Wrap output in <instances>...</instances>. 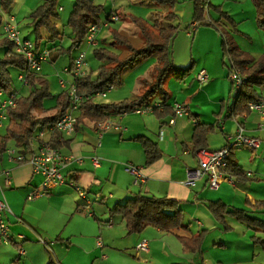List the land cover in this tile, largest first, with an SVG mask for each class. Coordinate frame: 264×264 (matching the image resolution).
<instances>
[{
	"label": "crops",
	"instance_id": "1",
	"mask_svg": "<svg viewBox=\"0 0 264 264\" xmlns=\"http://www.w3.org/2000/svg\"><path fill=\"white\" fill-rule=\"evenodd\" d=\"M208 2L212 4L214 0H208ZM216 4H220V2L213 4L220 6ZM193 10V5L187 8L186 13L182 9L181 13L185 22L189 20L186 19V16L192 17ZM110 11L114 12L112 8H109L106 10V14H109ZM192 26L193 31L190 35L197 31L196 23H193ZM99 40H101L100 37ZM100 46L102 45L99 42ZM114 51L116 52V50ZM210 52L208 51L202 58L201 64L195 68L190 79L192 83L196 81L199 86L194 87L192 83L187 84L186 82L179 84L173 80L174 78H167L166 87L171 95L169 104L171 106L176 103L185 104L189 106L195 123L196 121L209 123L205 117L206 108L209 106V102L220 100L215 105L212 104L211 108L214 115L220 113L222 109L220 117L217 119L220 126L218 131L221 134L215 132L208 136V147L211 150L225 147L228 138L234 136L239 128L245 130L246 136L261 137L263 142L257 150L239 148L253 152L250 156L253 170H245L240 163L242 158L234 151L236 161L245 171L244 179L238 182L235 180L224 182L217 190L207 187L206 178L197 181L194 187L185 185L187 173L198 167L191 145L195 125L193 120L188 117L177 118L174 125H170L168 122L162 125L163 121H159L151 113L146 115L113 114L109 122L122 126L125 130L120 131L112 128L105 132L101 138H99L94 124L85 121L71 137L74 139L71 145L61 148L60 151L64 156L71 158L64 171L67 180L75 182L77 187L84 190L87 196L86 200L81 198L75 187L68 183L52 188L48 192L49 195L45 197L28 201L27 198L30 194L41 189L43 177L34 174L30 165H15L6 158L0 160V171H9L10 179V183L7 184L6 176L0 175V198L7 202L14 212V216L9 218V224L11 235L15 239L14 243L0 245V256L9 255L13 259L19 257L18 264H47L51 256L59 264H83V258L93 257L103 260L106 258L104 252L110 253L112 250L118 249L130 252L133 250L135 254L133 258L136 259L134 262L137 264H186L180 261L184 258L188 259L189 263H196L197 256L184 252L181 244L172 234L148 228L141 234L128 235L122 220L104 219L115 203L124 202L136 194L186 201L183 206L184 212L188 207L192 209L196 206L206 208L203 204L206 201H222L228 206L245 210L264 220V208H257L254 205L256 202L264 201V136L259 131L260 115L253 112L249 116H234L231 88L225 92H220L217 89L209 91V94L202 92L201 87L212 83L215 85V82L218 81L217 78L225 77L222 67L224 65L223 58H220L219 54L211 58ZM153 63L155 60L150 59L148 64L142 66L141 63L138 66L140 72L134 74V78L138 76L136 81L132 80L128 84L130 87L129 97H117V100L111 102L119 103L126 99L135 100L138 94L137 80L146 76ZM196 64L197 62H195V66ZM203 69L208 73V80L200 84L196 76ZM132 71L125 70L122 73V87L126 86L123 80L135 73ZM142 87L140 86V88ZM259 92L261 100L264 102V88ZM194 102L203 103L204 109L195 112L192 109ZM152 105L160 106L161 100L154 99ZM218 106L221 107L217 111ZM56 114V111H50L44 113V118L53 117ZM138 136H145L158 143L164 152V157L154 165L147 167L145 151L140 142L135 140ZM93 158L99 159L100 167L93 166ZM79 161L83 163L81 164ZM129 165L140 169L142 181L137 182L136 177L126 171V167ZM97 205L104 206L100 208ZM88 206L90 212L86 210ZM196 212L198 213L195 215L198 218L196 223L199 229L191 230L192 233L203 230L211 231L208 236L209 248L206 251L203 250L201 264H227L226 259H233L231 264H264V254L260 249L259 251L254 250L253 255L248 252H229V248H226L229 241L228 235L238 236L235 232L236 229L232 227L231 234H223L217 228L215 220L208 221V217H201L200 210H196ZM65 219L68 220L67 223H64ZM63 224L65 225L63 226ZM104 224L108 225V231L105 230ZM246 235V232L242 233L238 239L241 241V236L245 238ZM144 239L148 240L149 253H137L136 246ZM245 242V249H248L250 245L247 238H245ZM9 245L14 246L17 250H23L25 254L19 256L18 253L16 256L18 251L6 249L9 248ZM108 246L111 247L108 248ZM217 247L224 249L220 250ZM4 249L5 251H3ZM70 258H75V262Z\"/></svg>",
	"mask_w": 264,
	"mask_h": 264
},
{
	"label": "trees",
	"instance_id": "2",
	"mask_svg": "<svg viewBox=\"0 0 264 264\" xmlns=\"http://www.w3.org/2000/svg\"><path fill=\"white\" fill-rule=\"evenodd\" d=\"M149 1L158 6L166 7L167 9L164 12L158 11L151 15V24L145 23L141 19L131 18L132 22L138 28V35L142 38V45L138 48L135 47L130 38L114 30L112 32V41L107 44L108 47L100 46L93 51L94 57L101 62L97 75L94 77L92 74H87L83 70V74L76 76L73 83L76 86L79 96L92 95L96 92H106L111 88L121 86L122 73L125 70L134 69L147 59L156 56V61L148 69L146 76L140 77L137 80L138 94L136 99H126L119 103H95L93 100L84 101L80 104L79 111L76 113L75 132L85 121H89L96 126L98 123L109 121L113 114L136 113V109L146 106L152 108L151 114L159 121H163L162 125L167 122L169 123L171 118H175L174 105L171 106L169 104L171 95L166 87V80L168 77H172L177 81H184L194 69V63L192 62L186 68L177 67L171 59V47L181 30L180 24L175 23L178 19L175 12L178 0ZM252 1L257 11V22L264 29V0ZM191 2L194 8L192 22L196 23V29L198 27H212L218 33H221V49L224 66H227L225 62L226 58H228L230 63L228 65V77L230 78L231 73L234 71H239L241 75L246 76L241 87L238 91H235L232 104L233 115L236 117L251 115L252 111L249 109V104L263 102L259 90L264 88V55L260 59H255L243 52L235 44L234 39L225 31L222 21H229L228 23H230L233 30L237 28V24L230 18L227 12L222 10L221 6H214L207 0H191ZM13 3L14 0H0L3 10L10 9ZM58 3L59 0H45L28 16L31 20L30 25L33 27V33L36 36V42L34 43L50 51L49 61L51 62H55L61 54L65 52L70 53L75 48L81 47L86 42L89 26L97 25L102 28V25L110 21L113 14L118 16V21L122 17L118 11L113 13L110 11L109 14H106L104 5L96 4L95 0H75L67 22V25L72 31L71 46L68 49L58 48V46L49 48V44L62 41L57 25V20L59 19L57 10ZM212 8L220 15L219 19L209 23L205 20L206 10H211ZM103 13H105L106 17L103 24H101V16ZM1 19L0 17V24ZM118 21H110L108 28ZM5 23L2 25L3 33ZM0 50L4 51L3 57L0 58V92H4L7 95L11 92L20 95L18 91H14L11 69H18L20 73L29 72L27 61L22 55L16 52L14 44L6 36L0 40ZM77 58L71 61L70 66L67 68L69 72H73L74 74L75 60ZM40 73L29 72L27 74L28 84H22V86H28L30 90L29 94L19 97L16 107L7 111L9 123L5 126L6 134L0 135V160L3 158L8 160L5 152L9 148L8 146L11 141H14L15 145L27 152L30 142L37 138L38 133L42 131L47 134L45 140L48 144L59 151L63 147L70 146L74 140L71 137H73L75 132L71 136H64L56 131L48 132L49 128L59 118L70 111V97L69 92L62 88L64 91L56 96L55 107L50 110L46 109L44 101L52 98L53 94L51 93L48 80ZM231 83L235 90L232 81ZM140 86L143 87L140 88ZM156 98L161 100L160 106L152 105ZM50 111H56L57 114L53 117L43 119H34L32 116L33 112L41 115ZM220 113L216 114L218 118L220 117ZM219 128L218 121L211 124L196 121L191 140L193 153L201 149H209L208 136L220 130ZM135 140L140 142L145 151L147 167L154 165L164 157V152L158 143L153 142L145 136H138ZM236 149L232 148L230 150L226 172L233 177V181L238 182L244 179L246 174L235 159L234 150ZM0 175L4 174L0 171ZM68 183L72 186L74 185L73 187L76 189L75 182L67 180L66 184ZM185 203L186 201L169 197L136 194L124 202L115 203L109 209L108 216L110 221L112 219L122 220L128 235L141 234L148 228L159 229L163 233L175 236L184 252L202 255L206 239L211 234V231L203 230L198 233H192L190 224H186L184 221L183 206ZM203 204L220 227L218 229L223 233L232 231V227L227 221L229 217L252 229L254 231V235L252 236L254 246L264 252V239L262 237L264 235V220L253 216L245 210L228 206L222 201H206ZM254 205L257 208H264V201L256 202ZM140 253H149V251ZM19 256H22L20 255V250ZM18 258L11 264H18ZM47 264L59 263L51 256Z\"/></svg>",
	"mask_w": 264,
	"mask_h": 264
},
{
	"label": "rangeland",
	"instance_id": "3",
	"mask_svg": "<svg viewBox=\"0 0 264 264\" xmlns=\"http://www.w3.org/2000/svg\"><path fill=\"white\" fill-rule=\"evenodd\" d=\"M44 1L45 0H14L13 5L8 10H3L0 4V17L2 18L1 24H0V40L5 38V35L3 33L2 22L4 24L5 21H7L8 19H10V17H12L15 19V22L21 31V37L28 38L32 40L33 42H36L35 41L36 36L33 33V27H31L30 25L31 20L28 18V16L32 12H34V10L38 6H40ZM219 2L220 4H216V5H220L222 10L227 12L230 18L233 19L237 24V28L233 30L230 23H228L229 21L227 22L226 20H223L222 23L225 27V31L228 32L229 36L234 39L235 44L243 52H245L246 54H248L249 56L255 59H260L264 55V29H262L257 22V11H256L253 1L252 0H247V1L214 0L212 4L219 3ZM95 3L104 5L105 10L112 8L114 12L118 11L120 13V16L122 15V17H120V21H118L114 25H111V28L103 27L102 25V29L100 33L98 34V40L100 37L101 40H99V42L104 47H108L107 44H109L110 41H112L111 39L113 38L112 32L116 30V32L122 33L126 35L128 38H130L132 44L138 48L139 46L142 45L141 43L142 38L138 35V28L132 22L131 18L141 19L143 22L145 23L147 22L151 24L152 23L151 15L155 14L158 11L164 12L167 9L166 7L153 4L149 0H111V1L95 0ZM74 4H75V0H59V3L57 5V10L59 13V19L57 20V25H58V31L61 34L62 41H58L54 44H49L50 46L49 48H54L55 46H58V48L62 47V48L68 49L71 46L72 31L67 25V22L72 12ZM191 5H192L191 0H178V4L175 7V12L178 16V19L176 20L175 23L180 24L181 30L178 33L171 47V59L174 62V65L177 67L186 68V67H189L192 62L194 63V69L185 78L184 81H177L173 79L175 82L179 84H182L184 82H186L187 84L192 83L190 79L192 78L193 71L195 70V68H197L198 65L201 64L202 58L205 57V54L208 51L209 52L211 51L214 53L212 54L210 52L209 56L211 58L214 55H218V54H219V57L222 58L221 33H218L212 27H198L197 31L194 34L190 35V33L193 31L192 21H193L194 10H193V14L191 18H188L189 16H186V19H189L186 22L183 20L181 11L183 9L184 13H186L187 8H189V6ZM219 15L220 14L216 12L213 8L211 10L210 9L206 10L205 20L206 22L210 23L213 20L219 19ZM101 17H102L101 24H103L105 17H106L105 13H103ZM43 34H45V32H43ZM94 49L95 48L89 46L86 42H84L81 47L75 48L70 53L65 52L64 54H61L55 62L48 61L44 63L42 72L40 74L48 80L50 84L51 93L53 94L52 98L44 101V106L46 109L48 110L53 109L56 105V96L61 94L64 91L60 85L61 80H64L68 84V86L74 83L75 77H76L75 74L73 72H68L66 69L70 66L71 61H73L76 57H78L80 53L82 52L86 53V60H85L86 65L83 70H85L86 72H89V74H92L94 77L97 75V71L101 65V62L98 61L94 57L93 55ZM3 55H4V51L0 50V58H2ZM151 59H154L156 61V56H154ZM149 60L150 58L142 62L143 64L142 66L148 64ZM195 62H197L196 66H195ZM225 62L227 63V66H224V65L222 66L225 77L217 78L218 81L215 82V85L214 83H212L211 85L206 84L204 87H201V90L202 92H206L209 94V91H213L216 89L219 90L220 92H225V90L229 91V89L231 88V94L234 99L235 90L233 89V85L231 84V79L228 77L229 75L228 65L230 64L228 58L225 59ZM138 68L139 67L137 66L134 69H131L133 70L132 72H135V73H132L128 78L123 80V83H125L126 86H123V87L117 86V87H114V89L112 88V90L107 94L106 98H102L101 96L96 97L95 103H112L111 101L117 100V97H124V98L129 97L128 95L130 93V87L128 86V84L131 83L132 80L136 81L138 76L134 78L135 77L134 74H137L140 72ZM11 75L13 77V82H14L13 83L14 91H18L20 93L19 97L23 95L27 96L30 90L28 89V86L23 87L22 83L18 81V76L20 75L19 70L15 68L11 69ZM166 84H167V80H166ZM192 84L194 87L199 86V84L196 83V81ZM5 98H7V94H4V97L2 98V100H4ZM216 102H209V106L206 108L207 114L205 115V117L206 119H208L210 124L216 122L218 119L216 114L215 115L212 114V110H211V108L213 107L212 104L215 105ZM192 105H193L192 109L195 112H199V111H202V109H204L203 103L197 104L196 102H194ZM220 107L221 106H218L216 108L217 111L219 110ZM254 113L258 115L257 112H254ZM32 116L34 117V119L44 118V114L39 115L38 113H35V112L32 113ZM190 119L193 120V117H190ZM8 123H9L8 121L5 122V126H7ZM193 123L195 125L194 120H193ZM260 123H261V119H260ZM260 123H259V126H260ZM259 131L264 136L263 132L260 130V127H259ZM5 134H6V127L0 130V135H5ZM217 134H221L220 131H217ZM254 138L262 139L261 137H254ZM8 147L14 148L15 142L11 141ZM252 150H255V149H252ZM234 151L235 153H238L237 155H239L242 158V162L240 163L244 166L245 170L247 171L253 170L251 167L252 159L250 158L253 152L248 151L247 149H237ZM97 206H99L100 208L101 207L103 208L104 205H101V206L97 205ZM190 209L191 211H188ZM86 210L87 212L91 211L89 206L86 207ZM196 210H200L201 213L199 214L201 215V217L202 216L208 217L207 219L208 221L210 220L211 222H213L214 220L213 217H211V214L209 213V211L205 207L196 206L194 209L188 207V209L184 212V221L186 224H190V229L193 231L199 229L196 223V219L198 218L195 217L197 213ZM108 218H109L108 216L104 217V219L106 220H108ZM116 220L119 221L120 219H116ZM66 221L68 220L65 219L64 223H67ZM227 221L231 227L236 229L235 232H237L236 234H238V236L228 235L229 241L227 243L226 248H229V252L235 253V251H238V252L240 251L243 253L248 252V254L253 255L254 250L259 251L260 248L254 246V243H253L252 236L254 235V231L252 229L248 228V226L246 225H243L237 222L235 219L231 217H229ZM64 225L65 224H63V226ZM104 226L106 227L105 230L108 231L107 229L108 225L104 224ZM217 228H220V227L217 225ZM232 232L233 231H230L229 234H231ZM245 232L247 234L245 238H247L248 244L250 245L248 249H245L246 248L245 238L241 236L240 238L241 241L238 239L240 235H242V233H245ZM221 233L223 232L221 231ZM262 237L264 239V235H262ZM208 244H209V237L207 238V241L204 245V248H203L204 251H206L209 248ZM8 247L9 248H6V249H11L16 252L18 251L16 253V256L18 255L19 250H17L14 246L9 245ZM110 247L111 246H108V248ZM217 248H220V250L224 249L223 247H217ZM3 251H5V249ZM217 251H219V249H217ZM104 254L106 255V258H104L103 260L100 258H93V257L83 258L84 259L83 264H137L134 262V260L136 259L133 258V256H135L133 250L132 252H130V251H120L116 249V250H112L110 253L104 252ZM191 255L197 256L196 263H191V262L189 263L187 262L188 259L186 258L180 261L186 264H201L202 262L201 255L199 254L198 255L191 254ZM12 259L13 258H10L9 255L0 256V264H11L12 263L11 261H13L16 258H14L13 260ZM71 259L74 262L76 260L75 258H70V260ZM232 261L233 259L225 260L227 264H231Z\"/></svg>",
	"mask_w": 264,
	"mask_h": 264
},
{
	"label": "built area",
	"instance_id": "4",
	"mask_svg": "<svg viewBox=\"0 0 264 264\" xmlns=\"http://www.w3.org/2000/svg\"><path fill=\"white\" fill-rule=\"evenodd\" d=\"M111 1V0H108ZM117 15H112L110 21H118ZM105 23L103 27H108L109 22ZM101 27L97 25H91L88 28L86 42L93 48L99 47L98 34L101 31ZM4 33L6 38L11 41L16 52L22 55L26 61L30 73H40L42 71L44 63L50 60V51L45 47L37 46L32 40L21 37V31L15 22V19L10 17L5 23ZM86 54L80 53L78 58L75 60V76L83 74V67L86 65ZM67 70V69H66ZM69 72V70H67ZM29 72H21L19 75V82L23 85H27V74ZM200 84L205 83L208 80V73L206 70H201L196 76ZM231 81L234 84L235 91L241 87L242 83L246 79V76L241 75L239 71H234L230 76ZM60 85L63 89L69 92L70 97V111L59 118L55 124L49 128L48 132L56 131L64 136H71L76 129L77 112L79 111L80 104L84 101H95V98L101 96L106 98L108 91L96 92L92 95L79 96L77 93L76 86L74 84L68 86L64 81H60ZM19 94L9 93L7 98L2 100L4 92H0V129L5 128V122L8 121L7 111L11 108H15L17 105V99ZM249 109L252 112H257L260 115L261 123L260 130L264 134V102H257L249 104ZM139 115H146L152 113V108L149 106L136 109L135 111ZM175 118H171L169 121L170 125L175 124L176 118L192 117L189 106L176 103L174 104ZM194 122L195 119L193 118ZM112 128L116 130L124 131V127L113 125L111 122H101L95 126V130L101 138L103 134ZM45 132H40L37 138L32 140L29 145L27 152L22 148L15 145L14 148H8L5 154L8 157L9 162L15 165H30L33 168V173L41 175L43 182L41 183V189L30 194L28 201H34L37 198H42L48 195V192L57 186L66 184L67 178L64 174L68 162L71 158L64 156L58 149L52 147L45 140ZM262 144V139L246 136L245 130L239 128L234 136L228 138V143L225 147L218 150L201 149L195 153L198 167L194 171L187 173V179L185 185L194 187L196 182L206 178L207 187L211 190H217L221 187L224 182H232L233 177L226 172L228 167V160L230 157V150L247 147L250 149L257 150ZM81 164L82 161H79ZM94 167H100V161L98 158L92 159ZM126 171L133 174L136 177V181L140 182L143 180L140 169L136 166L129 165L126 167ZM2 174L8 176L6 179L7 184L10 183L9 171L3 170ZM74 186V185H73ZM79 195L83 199H87L86 193L80 187H76ZM14 216V212L11 207L0 198V245L10 244L15 241L10 233L9 218ZM101 244V243H100ZM102 245V244H101ZM149 243L147 240H142L137 246V252H148ZM25 252L20 250V255H24Z\"/></svg>",
	"mask_w": 264,
	"mask_h": 264
}]
</instances>
